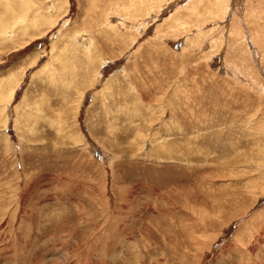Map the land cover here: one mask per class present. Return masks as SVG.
I'll return each instance as SVG.
<instances>
[{
	"label": "rangeland",
	"instance_id": "374dc122",
	"mask_svg": "<svg viewBox=\"0 0 264 264\" xmlns=\"http://www.w3.org/2000/svg\"><path fill=\"white\" fill-rule=\"evenodd\" d=\"M0 264H264V0H0Z\"/></svg>",
	"mask_w": 264,
	"mask_h": 264
},
{
	"label": "bare ground",
	"instance_id": "6f19581e",
	"mask_svg": "<svg viewBox=\"0 0 264 264\" xmlns=\"http://www.w3.org/2000/svg\"><path fill=\"white\" fill-rule=\"evenodd\" d=\"M171 147V146H170ZM168 148V147H167Z\"/></svg>",
	"mask_w": 264,
	"mask_h": 264
}]
</instances>
